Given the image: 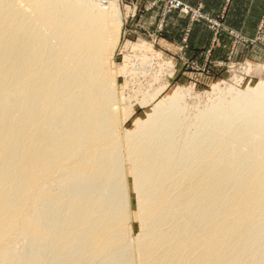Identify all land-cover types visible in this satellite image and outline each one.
<instances>
[{
  "label": "bare ground",
  "instance_id": "obj_1",
  "mask_svg": "<svg viewBox=\"0 0 264 264\" xmlns=\"http://www.w3.org/2000/svg\"><path fill=\"white\" fill-rule=\"evenodd\" d=\"M118 17L0 0V264H264V81L202 109L162 87L127 128Z\"/></svg>",
  "mask_w": 264,
  "mask_h": 264
},
{
  "label": "rangeland",
  "instance_id": "obj_2",
  "mask_svg": "<svg viewBox=\"0 0 264 264\" xmlns=\"http://www.w3.org/2000/svg\"><path fill=\"white\" fill-rule=\"evenodd\" d=\"M92 1L107 6L108 10L115 14H120V18L112 22L118 47L109 63V68L116 76L120 91L124 92L135 106V113L127 123V128H133L135 119L145 118L150 110V107H141L137 103L145 95L162 87L166 88L164 94L181 87L184 95L186 94L185 101L188 106L192 109H202L217 101L215 85L224 89L247 90L264 81V0L263 17L262 14L261 17L258 13L251 14L250 22L243 24L247 28L244 26L241 29L230 28L225 23L226 15L223 13L215 17L202 14V19L208 28L207 44L209 45L203 48L204 58L208 59L207 63L188 60L183 54L185 53L183 46L167 45L159 38L158 31L141 32L137 28L136 19L139 14L142 11H151L155 7H160L164 15L172 12L186 15L181 10L169 9L167 5L169 0H152L151 8L142 9L139 4L141 0ZM253 20L255 21L253 26L257 25V27L250 29ZM219 44L220 47H226L225 59L210 61ZM136 195L132 189L130 229L133 238L141 230Z\"/></svg>",
  "mask_w": 264,
  "mask_h": 264
},
{
  "label": "crops",
  "instance_id": "obj_3",
  "mask_svg": "<svg viewBox=\"0 0 264 264\" xmlns=\"http://www.w3.org/2000/svg\"><path fill=\"white\" fill-rule=\"evenodd\" d=\"M186 5L191 6L194 10L201 14L206 13L212 17L225 14V23L232 29H241L245 23L250 22V15L255 13L263 17V0H181ZM152 0H141L140 8H151ZM149 5V6H148ZM248 21V22H247ZM255 21H251L250 29ZM263 23V21H262ZM203 19L193 20L191 16L172 12L170 14H162L160 7H155L151 11L139 14L136 19V26L141 32H156L162 36L159 38L170 46H183V53L188 60L208 62L207 57L204 58L203 48H207L208 31ZM244 24V25H243ZM257 24V23H256ZM259 26V25H258ZM247 28V26H244ZM263 44V43H262ZM219 47L210 61L224 60L226 55V47ZM261 46V45H260ZM186 47V49H185ZM254 50H257L254 48Z\"/></svg>",
  "mask_w": 264,
  "mask_h": 264
},
{
  "label": "built area",
  "instance_id": "obj_4",
  "mask_svg": "<svg viewBox=\"0 0 264 264\" xmlns=\"http://www.w3.org/2000/svg\"><path fill=\"white\" fill-rule=\"evenodd\" d=\"M167 5L170 7L169 9L171 10L172 9L181 10L187 16H191L193 20H199L203 18L202 14L199 11L194 10L191 6L186 5L181 0H169Z\"/></svg>",
  "mask_w": 264,
  "mask_h": 264
}]
</instances>
